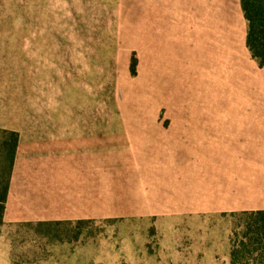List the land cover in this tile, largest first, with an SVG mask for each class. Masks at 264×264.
<instances>
[{"label":"crops","instance_id":"crops-1","mask_svg":"<svg viewBox=\"0 0 264 264\" xmlns=\"http://www.w3.org/2000/svg\"><path fill=\"white\" fill-rule=\"evenodd\" d=\"M247 35L241 0H0V129L19 134L4 222L264 211Z\"/></svg>","mask_w":264,"mask_h":264},{"label":"rangeland","instance_id":"rangeland-1","mask_svg":"<svg viewBox=\"0 0 264 264\" xmlns=\"http://www.w3.org/2000/svg\"><path fill=\"white\" fill-rule=\"evenodd\" d=\"M115 100L119 102L117 97ZM126 102L123 97L118 105L125 110L129 106ZM11 140L9 134L0 131V192L11 169L2 145ZM252 220L249 215L237 213L203 219L3 221L0 264H231L232 249L248 242Z\"/></svg>","mask_w":264,"mask_h":264},{"label":"trees","instance_id":"trees-1","mask_svg":"<svg viewBox=\"0 0 264 264\" xmlns=\"http://www.w3.org/2000/svg\"><path fill=\"white\" fill-rule=\"evenodd\" d=\"M244 16L248 22L247 46L261 67H264V0H241ZM137 59L132 58L131 72L136 75ZM12 137L11 143L3 142V149L9 156L11 165L9 180L12 167L15 161L19 134L16 132L0 129ZM9 180L2 192H0V225L3 223L5 203L8 196ZM253 218L249 225V232L246 235L248 242H241L240 249H232L231 264H238L241 260H252L254 264H264V211L244 213ZM256 255V257H253ZM249 261L243 264H250Z\"/></svg>","mask_w":264,"mask_h":264}]
</instances>
